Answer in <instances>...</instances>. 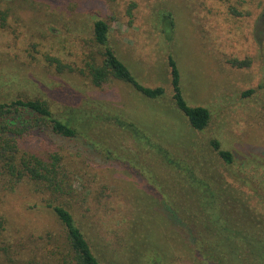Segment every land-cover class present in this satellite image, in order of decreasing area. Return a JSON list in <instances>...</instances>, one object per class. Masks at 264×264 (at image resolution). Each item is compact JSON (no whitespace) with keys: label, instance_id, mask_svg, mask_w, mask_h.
<instances>
[{"label":"rangeland","instance_id":"obj_1","mask_svg":"<svg viewBox=\"0 0 264 264\" xmlns=\"http://www.w3.org/2000/svg\"><path fill=\"white\" fill-rule=\"evenodd\" d=\"M97 20L109 24L117 57L164 98L118 80L92 85L88 66L102 60ZM171 57L187 104L211 113L205 131L174 103ZM17 99L78 116L81 134L47 128L23 138L27 151L60 156L65 190L29 179L0 189V264H68L66 231L47 203L71 211L103 264H150L155 252L161 264H196L187 232L162 209L197 214L189 174L264 217V0H0V103Z\"/></svg>","mask_w":264,"mask_h":264},{"label":"trees","instance_id":"obj_2","mask_svg":"<svg viewBox=\"0 0 264 264\" xmlns=\"http://www.w3.org/2000/svg\"><path fill=\"white\" fill-rule=\"evenodd\" d=\"M167 30L174 28L171 16L164 17ZM110 26L106 21L97 20L93 25L95 43L102 49V60L88 66V76L92 85L101 88L111 80H118L131 86L136 92L148 99L164 98L162 87L143 86L133 75L130 68L119 58L109 45ZM166 35L167 31H166ZM243 67L244 63L238 64ZM173 100L177 109L188 119L197 131L207 129L211 113L204 107H191L187 104L181 88V74L177 62L169 59ZM54 114L50 106L41 100H12L0 103V189L13 190L20 182L29 179L45 184L53 193H62L64 183H59L61 158L53 154L49 158L40 156L23 148L22 140L29 133H43L49 128L53 133L74 139L80 133V118ZM67 117V118H66ZM117 125L133 128L120 117L110 118ZM79 123V124H78ZM212 147L226 164L234 162V155L221 148L219 141ZM160 150V149H159ZM164 160L173 164L168 152L161 151ZM192 184L199 191L196 201L197 214L181 218L178 212L164 202L162 209L169 214L171 223L187 232L192 244L196 264H264V217H256L241 204H234L236 198L227 196L221 185L209 184L195 174H189ZM223 192V193H222ZM225 192V193H224ZM67 234L68 264H103L94 251L93 244L83 233L70 210L62 205L47 203ZM186 214V211L183 215ZM256 214V215H255ZM0 219V225H2ZM155 260L150 264H161L160 256L154 253ZM112 264V262L110 263Z\"/></svg>","mask_w":264,"mask_h":264}]
</instances>
